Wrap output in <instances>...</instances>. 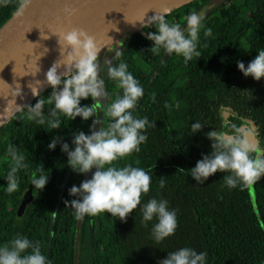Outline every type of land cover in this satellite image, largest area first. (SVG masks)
I'll return each instance as SVG.
<instances>
[{"label":"trees","instance_id":"obj_1","mask_svg":"<svg viewBox=\"0 0 264 264\" xmlns=\"http://www.w3.org/2000/svg\"><path fill=\"white\" fill-rule=\"evenodd\" d=\"M17 2L0 6V27L16 10ZM192 11L205 18L197 48L201 56L188 63L182 55H168L163 49L158 55L148 51L153 42L143 33L156 29L144 27L147 22L118 40L121 55L116 65L126 63L144 89L133 114L147 117L156 126L147 128V141L138 153L113 162L118 168L131 165L149 173L150 191L142 196L141 204L126 222L108 213L77 219L64 201L75 199L69 189L90 180L96 169L87 178L86 173H74L60 143L54 150L48 148L54 137H60L74 150V132L90 135L93 120L102 121L96 131L112 122L106 108L123 91L103 71V57L99 78L105 80L107 96L100 101L97 118L96 114L87 121L59 116L61 128L52 129L49 87L24 106L44 100L43 124L30 120L23 108L0 128V247L17 235L39 241L51 264H72L74 247L77 264H158L169 252L184 247L206 252V264H264V178L252 188L230 189L223 179L230 173L217 172L198 184L189 171L212 151L206 133L224 131L223 110L235 123H250L252 142L264 154V78L245 77L237 67L238 61L247 67L264 50V0H224L217 5L211 0H190L159 15L185 27ZM208 28L211 36L204 35ZM93 103L91 97L81 100L82 107ZM196 122L204 126L193 133L191 125ZM9 145L24 155L27 164L18 170L19 189L11 194L6 191V176L13 166L7 154ZM34 174L36 178L49 176L40 192L32 185ZM29 187L33 194L22 206L21 197ZM153 198L166 200L169 210L177 212L175 234L159 243L152 235L156 218L143 220L142 208Z\"/></svg>","mask_w":264,"mask_h":264},{"label":"clouds","instance_id":"obj_2","mask_svg":"<svg viewBox=\"0 0 264 264\" xmlns=\"http://www.w3.org/2000/svg\"><path fill=\"white\" fill-rule=\"evenodd\" d=\"M12 3L13 0H0V6L3 7ZM31 4L32 0H18L16 15L22 16ZM204 18L203 13L192 11L186 17V26L182 27L178 23L170 24L162 15L149 17L144 27L155 26L156 31L143 33L146 39L153 42V46L148 51L158 55L163 49L168 55L173 53L182 55L185 63L191 61L193 57H200L201 53L197 48L200 32L204 28ZM140 22L143 23L144 19ZM211 34L210 28L204 31L205 36ZM53 35L58 36L60 57H64V60L62 62L57 60L52 64L45 73L43 83L52 88L50 96L53 107L49 109L51 117L48 120L52 129H60L62 121L59 116H67L71 120L81 117L84 121L93 117L97 109H101L100 101L106 98L107 92L105 80L99 78L101 67L98 64V55L102 47L97 45L95 37L79 28ZM41 38L49 39L47 35L42 37V33ZM47 51L48 49L45 48V53ZM109 51L112 49L109 48ZM43 55H40L39 59ZM120 55L121 51H116L114 58ZM112 60H105L103 71L109 79L116 81L123 91L122 96H117L106 108V114L112 122L107 128L102 126L96 131V125L102 121L93 120L90 135H86L83 131L74 132L72 139L74 150H70L69 144L62 142L60 137H54L48 145L50 150H54L60 143L61 151L67 154V164L74 173L85 174L93 168L96 169L90 180L82 181L79 187L73 185L69 189V195L75 199L64 201L66 207L70 206L74 210L77 219H83L85 215L96 216L100 213H108L126 222L128 215L141 204L142 196L150 191L152 182L149 173L142 168L131 165L119 168L113 166V162L118 159L126 158L134 152L138 153L141 150L140 146L147 141V136L144 134L147 128L156 126L155 122L150 123L147 117L134 116L138 102L144 96V89L128 70L126 63L114 65ZM62 65L67 66V70L63 74H58V69ZM237 67L245 77L251 76L256 81L261 80L264 78V50H260L247 67L239 61ZM39 71L38 67L37 72ZM37 83L43 86L42 82L37 81ZM29 88L33 96H39L38 87L29 85ZM13 95L21 96L19 84L13 90ZM89 97L95 103L82 107L81 100ZM19 108H27L30 120L39 124L45 122L44 100L39 98L34 106ZM203 126L200 122L193 123L192 132H200ZM232 130L231 134L223 131L206 133L207 138L212 142V151L197 161L195 167L189 169L196 183H205L217 172L230 173L223 177L230 189L238 186L252 188L264 178V154L262 149L251 140L254 133L246 127L235 125L232 126ZM7 154L13 164L6 176V191L11 194L19 189L16 175L18 170L26 168L27 164L24 162V155L13 145H9ZM48 178L49 176L44 175L36 178L34 174L32 185L35 190L42 191ZM164 184L165 180L161 177V188ZM142 212L144 221H152L156 218L157 223L152 229V235L158 243L175 234L178 227L177 212L169 210L166 200L153 198L143 206ZM55 214L53 212L54 216ZM206 258V252L198 253L193 248L184 247L169 252L158 264H206ZM0 264H51V261L42 254L39 241L33 242L27 237L17 235L9 244L0 247Z\"/></svg>","mask_w":264,"mask_h":264},{"label":"water","instance_id":"obj_3","mask_svg":"<svg viewBox=\"0 0 264 264\" xmlns=\"http://www.w3.org/2000/svg\"><path fill=\"white\" fill-rule=\"evenodd\" d=\"M188 1L32 0L31 6L22 16L16 15L15 10L0 27V128L21 109L19 107H24L36 97L29 85L38 87L39 94L50 87L43 83L45 73L54 62L64 60V57H60L58 36L53 33L67 32L72 28L83 29L95 37L97 45L102 47L98 55L100 64L104 57L103 51L134 31L142 24L141 20L144 19L143 23L148 22L149 17ZM41 33L42 37L47 35L49 39H42ZM45 48L48 49L46 53ZM40 55L43 56L39 59ZM66 70L67 66L62 65L58 74ZM37 81L42 82L43 86ZM17 84L20 85L21 96L15 97L13 90ZM228 122L223 132L231 134L233 125L240 127L233 120ZM85 175L87 178L88 173ZM32 194V188L29 187L21 197L22 206ZM72 264H77L76 247Z\"/></svg>","mask_w":264,"mask_h":264},{"label":"rangeland","instance_id":"obj_4","mask_svg":"<svg viewBox=\"0 0 264 264\" xmlns=\"http://www.w3.org/2000/svg\"><path fill=\"white\" fill-rule=\"evenodd\" d=\"M118 47H119V46H118V43H116V44L113 45V46L109 45V47H107V48L103 51V53H104V57H105V60H112V59L115 57V52H116V51H119V48H118ZM109 48H111L112 51H109ZM118 61H119V57L114 58V59L112 60V63H113L114 65H116V63H117ZM221 116H222V120H223V125H226L227 123H229V122H228L229 120H230V121L233 120L231 114H230L228 111H226V110H223V111H222ZM237 123H238V125H239L240 127H246V128H248V129L251 130V125H250L249 122L238 121ZM251 140H252V139H251Z\"/></svg>","mask_w":264,"mask_h":264},{"label":"flooded vegetation","instance_id":"obj_5","mask_svg":"<svg viewBox=\"0 0 264 264\" xmlns=\"http://www.w3.org/2000/svg\"><path fill=\"white\" fill-rule=\"evenodd\" d=\"M224 0H211V2L213 3V4H219V3H222Z\"/></svg>","mask_w":264,"mask_h":264}]
</instances>
